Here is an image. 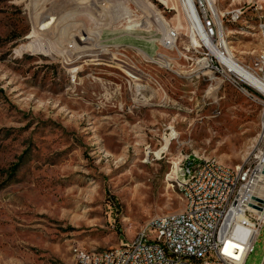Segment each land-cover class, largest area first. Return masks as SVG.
I'll return each mask as SVG.
<instances>
[{
  "label": "rangeland",
  "instance_id": "obj_1",
  "mask_svg": "<svg viewBox=\"0 0 264 264\" xmlns=\"http://www.w3.org/2000/svg\"><path fill=\"white\" fill-rule=\"evenodd\" d=\"M195 1L239 63L264 56V0ZM180 3L0 0V264H75L180 212L187 157L253 160L261 104L205 68Z\"/></svg>",
  "mask_w": 264,
  "mask_h": 264
},
{
  "label": "built area",
  "instance_id": "obj_2",
  "mask_svg": "<svg viewBox=\"0 0 264 264\" xmlns=\"http://www.w3.org/2000/svg\"><path fill=\"white\" fill-rule=\"evenodd\" d=\"M197 11L215 44L219 16L202 5ZM173 37L169 34L167 43ZM201 41L210 56L205 68L224 80H236L240 89H250V96L261 104L264 128V56L254 64H240L244 69L241 74L232 69L230 59L228 63L221 61L210 51L208 42ZM222 55L227 56L224 51ZM259 148L261 162L255 174H248L249 161L224 170L214 166L213 157L204 158L202 164L187 157L174 179L185 203L180 212L151 218L141 233L105 248V256L78 248L75 264H245L264 228V142Z\"/></svg>",
  "mask_w": 264,
  "mask_h": 264
},
{
  "label": "bare ground",
  "instance_id": "obj_3",
  "mask_svg": "<svg viewBox=\"0 0 264 264\" xmlns=\"http://www.w3.org/2000/svg\"><path fill=\"white\" fill-rule=\"evenodd\" d=\"M160 1L163 4L168 5L170 0H160ZM207 1L209 2V0H207ZM180 2H181L180 4L182 5V7H183V9H184V11L186 13L187 18L190 20V22L192 24V28H193L194 32L197 34L199 39H205L208 42V47H209L210 51L215 56H218L219 59H221V61H223L225 63H228L229 62L228 59H230V61H231L230 66L232 67V69L236 70L237 72H239L241 74H244V69L240 65L241 63H239L234 58V56L232 55L233 53L231 52L230 47L228 45V42L226 41V39L224 37L223 25L221 24L222 17H220V15H219V18L217 17V23L219 25V34L221 36V41L216 43V45H215V44L211 43L210 38L206 34L205 29H204L202 23L200 22V19H199V16H198L196 2L194 0H180ZM210 8L212 9V7H210ZM239 16H240V14L232 15V19L236 20V19L239 18ZM215 25H216V22H215ZM27 37H33V34H29V35H27ZM222 51H224L226 53V55H227L226 57H223ZM72 70H73V72H79V70H81V67L80 66H75V67H73ZM229 81L235 87L240 88V85H238V83H236V80H229ZM241 89L247 92L248 88H241ZM171 137L170 138H166L165 145L160 149V151H163V150L166 151L168 149V147H169V145L171 143L170 142L171 141ZM259 142L260 143L264 142V128H262V124L260 126ZM160 151L157 152V155H159ZM199 158H195V164H202L203 163V159H199ZM184 162H185V160L183 162H181L180 164H182ZM260 162H261V155H260V148L258 147L256 154H254L253 160H250L249 163H248V174H255L256 170H257V166H258V164H260ZM214 166H216V168H218V169H224V170H232L233 169V167H230V166L224 164L223 162H221V161H219L218 159H215V158H214ZM138 233H141V229L139 230ZM237 247H240V246H237ZM95 256H105V250L95 251Z\"/></svg>",
  "mask_w": 264,
  "mask_h": 264
}]
</instances>
